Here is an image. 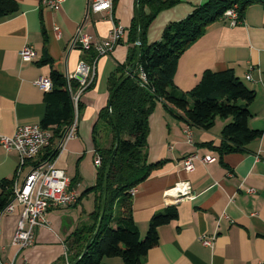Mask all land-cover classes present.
<instances>
[{
    "label": "crops",
    "instance_id": "0c3cea01",
    "mask_svg": "<svg viewBox=\"0 0 264 264\" xmlns=\"http://www.w3.org/2000/svg\"><path fill=\"white\" fill-rule=\"evenodd\" d=\"M13 1L16 13L0 18L2 137H11L19 127L39 125L43 117L45 92L34 82L49 77V65L39 62L49 59L64 77H73L79 63L87 65L89 60L88 54L73 43L77 30L97 42L108 40L115 24L123 29V38L111 52L95 55L93 83L80 94L79 107L75 108L77 135L53 159L54 166L69 179L77 202L49 210L45 215L47 225L36 229L33 245L20 252L10 245L18 210L0 215L1 264H55L66 256L67 237L89 221L94 208V194L87 192L95 184L97 171L93 165V138L105 144L98 115L108 106L107 78L127 59L135 0H115L111 17L105 13L87 15L88 0H63L57 10L42 6L41 0ZM206 1L177 0L149 24L145 42L158 41L168 24L182 20ZM24 46L35 54L31 62L20 59ZM226 69L233 70L255 91L248 126L264 130V8L260 3L248 4L237 25L221 18L211 23L179 58L173 85L186 93L197 85L203 72ZM249 69L252 82L245 79ZM223 125L216 119L209 132L187 128L168 115L160 103L148 117L147 162L160 164L133 188L132 220L142 237L152 215L173 206L176 218L157 229V245L141 264H264V133L243 153L219 158L203 144L216 146ZM185 129L191 133V143H187ZM205 156L214 161L201 164ZM190 157L195 159L193 171L188 173L182 162ZM29 167L30 162L19 166L16 151L0 146V181L13 178L19 185ZM179 182L189 183L193 198L176 201L170 194L165 195ZM204 238L211 240L210 246L201 243ZM107 264L122 263L112 259Z\"/></svg>",
    "mask_w": 264,
    "mask_h": 264
},
{
    "label": "trees",
    "instance_id": "16d2710c",
    "mask_svg": "<svg viewBox=\"0 0 264 264\" xmlns=\"http://www.w3.org/2000/svg\"><path fill=\"white\" fill-rule=\"evenodd\" d=\"M176 3L177 0H137L140 42L138 64L133 74L116 89L107 108L99 112L98 122L106 138L105 144L100 145L93 138L100 165L96 167L95 184L87 192L94 194V208L88 215L89 221L78 226L67 237L66 256L55 264H70L80 257L98 220L104 178L106 192L102 221L85 255L76 264H107L112 259H119L122 264H141L147 252L157 245V229L176 218L173 206L152 215L145 235L141 237L131 216L132 196L129 191L143 182L160 164L147 162L148 117L157 103L187 128L209 132L216 119L222 120L224 125L219 134V143L216 146L211 142L203 144L216 152L219 158L243 153L251 142L264 133V130H252L248 126L251 118L249 106L255 98V91L236 77L233 70H207L197 85L186 93L178 91L173 85L179 58L205 34L211 23L219 20L233 4H236L241 19L242 11L248 4L260 3L264 8V0H207L182 20L168 24L159 41L147 44L145 32L149 24L161 11ZM16 11L13 0H0V18L11 16ZM136 30L133 18L128 30L130 46L127 59L107 78L110 93L132 65ZM83 52L88 54L87 65L90 66L96 54L92 50ZM39 63L49 65L50 82V89L43 95L45 110L39 126L47 129L51 138L37 158L30 162V167L55 158L61 138L76 112L72 94L78 82L75 79L67 81L49 59ZM140 70L145 74L144 83L138 77ZM92 83L93 79L85 89ZM110 116L119 139L116 152L107 167L115 146V131ZM13 183V178L0 181V214L12 201Z\"/></svg>",
    "mask_w": 264,
    "mask_h": 264
},
{
    "label": "built area",
    "instance_id": "2783aa9c",
    "mask_svg": "<svg viewBox=\"0 0 264 264\" xmlns=\"http://www.w3.org/2000/svg\"><path fill=\"white\" fill-rule=\"evenodd\" d=\"M63 0H41V5L57 10ZM115 0H88L87 15L105 13L109 17L113 12ZM221 19L228 20L230 25L240 23L237 6L233 4L227 9ZM123 38V29L115 24L111 31L108 40L92 42L91 38L77 30L73 37V43L77 44L82 51L93 50L96 56L104 55L112 51L114 46ZM20 59L23 62H31L34 58V52L29 46H24L20 52ZM245 75L247 81L252 82L249 72ZM76 74L81 76V81L78 82V87L72 94L74 108L77 107V102L81 93L93 79V65L79 63L76 69ZM74 77V76H73ZM72 76H66V80L73 79ZM138 77L142 83L145 82V74L140 70ZM34 84L41 91L50 89L48 78H40ZM187 137V143H191V133L189 130H184ZM77 135V121L73 119L70 126L63 134L58 148H62L68 141L74 139ZM51 138L50 132L47 129L40 128L39 125H28L19 127L11 137L0 136V146L6 151L14 150L18 155L19 166H23L25 162L34 161L39 153L49 144ZM194 157L187 158L182 162L185 172L193 171ZM212 157L205 156L200 159L201 164L213 162ZM95 167H99L100 159L96 155L93 161ZM69 179L65 176L62 170L54 166L53 159L34 167H29L22 182L18 185L14 182L12 188V201L5 207L1 214H11L15 209L18 210V221L15 231L10 240V245L16 247L18 252L31 247L35 241V230L47 225L45 220L46 213L51 209L64 208L73 206L77 202V195L69 188ZM135 190L129 191L130 195L134 194ZM252 192V190H248ZM171 195L175 200H187L193 198L191 187L187 182L176 183L171 189L165 192V195ZM0 214V215H1ZM204 246H210L211 240L204 238L201 240ZM22 264H26L24 261Z\"/></svg>",
    "mask_w": 264,
    "mask_h": 264
},
{
    "label": "water",
    "instance_id": "95a60500",
    "mask_svg": "<svg viewBox=\"0 0 264 264\" xmlns=\"http://www.w3.org/2000/svg\"><path fill=\"white\" fill-rule=\"evenodd\" d=\"M134 20H135V26H136V42L134 44V48H135V51H134V59H133V62H132V65L130 67V69L128 70V72L118 81V83L116 84V86L114 87V89L112 90V92L110 93V96H109V99H108V103L107 105H109L110 101H111V98L114 94V92L116 91V89L126 80L128 79L134 72L137 64H138V60H139V49H140V42H139V33H138V10H137V0H135V10H134ZM77 82L81 81V76L76 74L74 75L73 77ZM110 121H111V124H112V128L114 129L115 131V146L112 150V153L110 155V158H109V161H108V164H107V167L109 165V162L111 161V159L113 158L115 152H116V149H117V145H118V134L116 132V126H115V123H114V120L113 118L110 116ZM105 192H106V178H104L103 180V184H102V194H101V202H100V210H99V215H98V220L96 222V225H95V229L93 231V233L91 234V236L89 237V239L87 240V242L85 243L84 245V248H83V251L80 255V257L75 260L74 262L70 263V264H76L78 263V261L85 255L86 251H87V248L91 242V240H93L99 230V227H100V224H101V221H102V217H103V213H104V205H105Z\"/></svg>",
    "mask_w": 264,
    "mask_h": 264
},
{
    "label": "rangeland",
    "instance_id": "374dc122",
    "mask_svg": "<svg viewBox=\"0 0 264 264\" xmlns=\"http://www.w3.org/2000/svg\"><path fill=\"white\" fill-rule=\"evenodd\" d=\"M159 40H160V39H159ZM159 40H158V41H159ZM191 193H192V192H191ZM192 195H193V194H192ZM176 201H177V200H176Z\"/></svg>",
    "mask_w": 264,
    "mask_h": 264
}]
</instances>
